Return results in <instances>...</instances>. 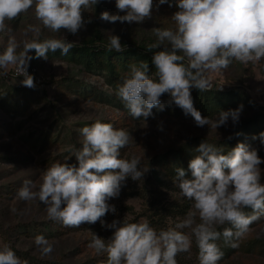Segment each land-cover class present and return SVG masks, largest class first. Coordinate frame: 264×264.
Listing matches in <instances>:
<instances>
[{"label":"clouds","instance_id":"9594fccd","mask_svg":"<svg viewBox=\"0 0 264 264\" xmlns=\"http://www.w3.org/2000/svg\"><path fill=\"white\" fill-rule=\"evenodd\" d=\"M99 3L101 0H0V33L11 31L7 21L34 10L44 29L75 35L93 22L91 16L85 19V13L96 11ZM165 4L178 9L171 17L175 27L153 29L157 42L150 47L161 49L151 58L154 74L150 75L146 63L130 65L117 89L125 109L132 118L147 121L155 118L153 109L165 110L161 98L167 94V106L179 107L200 127L218 129L229 120L237 124L243 105L221 110L212 120L195 107L192 90H209L210 73L227 69L233 61L247 64L264 60V0H115L117 14L105 11L100 19L143 24L152 18L154 9ZM31 30L41 33L38 26ZM75 44L62 35L24 41L21 47L10 36L7 47L0 51V73L15 66L17 76L23 78L20 83L32 88L35 78L29 73L30 52L35 50L37 58L47 59L49 52L57 50L67 55ZM108 50H124L120 36L108 37ZM158 128L163 131V124ZM79 132L82 147L69 145L66 149L76 163L68 162L72 156L66 162L53 163L43 171L38 190H34L35 182L25 180L17 196L24 201L38 199L46 206L48 217L65 226L78 228L83 223L99 222L114 230L108 239L92 232L88 244L97 253L107 254V264H178V255L190 253L194 243L199 264H219L224 253L217 242L223 239L225 244L238 247L237 241L264 216V157L260 149L241 142L225 153L205 140L195 150L198 155L190 160L187 170L174 169L173 183L191 202V208L173 227L157 229L146 218L130 222L128 214L109 223L106 215L117 213L109 201L120 197L129 179L144 181L149 169L141 166L138 157L121 156V149L134 139L127 130L96 120ZM253 139L264 145V132ZM245 209H251L252 214H246ZM41 242L48 243L38 237L37 243ZM51 251L50 244L43 248L44 254ZM0 264L27 261L4 246L0 247Z\"/></svg>","mask_w":264,"mask_h":264},{"label":"rangeland","instance_id":"374dc122","mask_svg":"<svg viewBox=\"0 0 264 264\" xmlns=\"http://www.w3.org/2000/svg\"><path fill=\"white\" fill-rule=\"evenodd\" d=\"M107 5L105 11L117 14L115 0H110ZM160 10L154 9L152 18L143 24L103 20L104 37L108 39L112 34L118 35L122 44L132 41L137 44L156 43L154 28L175 27L160 20ZM95 12L93 9L85 13V19L91 16L93 22L73 35L67 30L52 33L44 29L34 10H29L7 21L11 31L0 33V51L7 47L10 36H14L21 47L24 41L52 36L61 38L62 35L75 42V46L81 45L83 39L95 32ZM32 26L40 27L41 33H34ZM32 51V69L40 75L46 89L15 91L25 88L19 78L10 75L13 66L6 73H0V247L13 248L27 264H107V254L97 253L88 244L93 233L108 239L114 230L103 228L99 222L83 223L78 228H60L62 222L50 219L46 206L38 199L24 201L17 196L25 180L35 182L34 190H38L43 171L53 163L66 162L72 156L66 150L69 145L82 147L83 137L79 129L96 120L112 125L118 123L115 128L131 133L134 139L121 149V156L127 159L138 157L141 166L149 169L144 181L129 179L120 197L109 201L117 208L116 214L109 213L104 218L109 223L113 219L123 220L128 214L130 222L146 218L157 229L168 228L190 210L191 202L173 183L168 169H162L161 180L152 177V163L156 158L165 157L168 165L176 154L186 152L189 156L197 149V145L193 144L197 141L201 144L205 140L214 145L218 142L231 145L230 140L234 144L248 143L259 148L260 156L264 157V145L253 139L264 132V60L247 64L233 61L227 69L210 73L209 90L236 91L243 98H248L243 104L231 108L243 105L239 122H248L257 115H263V122L256 131L242 136L236 130L238 123L233 124L231 120L218 129L208 125L200 127L193 117L186 116L184 112H157L155 118H148L147 121L134 119L121 111L118 104L117 89L128 72H120L111 81L106 71H86L83 65L71 60V52L67 55L60 54L59 50L49 52L45 59L37 58ZM218 114L212 110L205 117L216 120ZM161 123L163 131L158 128ZM68 162L76 163L75 157L72 156ZM261 167L264 168V164ZM38 237H43L48 243H37ZM217 243L224 253L219 264H264V218L250 226V231L237 241L238 247L225 244L223 239ZM248 243L257 246L248 251L245 247ZM48 244L52 246V251L44 254L43 248ZM177 260L178 264H199L195 243L190 253L179 254Z\"/></svg>","mask_w":264,"mask_h":264},{"label":"trees","instance_id":"16d2710c","mask_svg":"<svg viewBox=\"0 0 264 264\" xmlns=\"http://www.w3.org/2000/svg\"><path fill=\"white\" fill-rule=\"evenodd\" d=\"M110 0H101V3H99L96 7V12L94 14V20H95V32L85 39H83V42L81 45L74 46L69 52L72 53L71 60H74L75 63L81 64L84 66L85 70L88 72H95L96 70L106 71L108 73L109 78L113 79V77H116L120 72L125 73L129 72L130 65H139L141 62L146 63L149 65V72L150 75L155 73V67L151 63L152 55L161 50L160 48H151L150 45L154 44L155 42L149 41V42H141L140 43H134L133 41L128 44L124 45V50L121 52H116L115 50L109 51L108 50V39L104 37L103 34V20L100 19V13L105 12L108 8V2ZM160 13L159 18L161 21L175 25V22L172 20V15L178 10L176 7H169L167 4L160 7ZM165 28V27H163ZM143 40V39H142ZM32 53H35V50L32 51ZM51 54V53H50ZM61 54V53H60ZM30 68H33V62L30 61ZM18 88L15 89V91H26V92H32L35 91V89L28 90V89H22ZM99 94V93H97ZM192 95L194 98L195 107L201 112L203 116H207L212 110L217 111V113H220L221 110H229L233 108L236 105L243 104L244 101H248V98H243L241 94H239L236 91H212V90H206V91H200L198 89L192 90ZM162 101L165 102V110L162 112L164 113H170V112H183L182 109L179 107H176L175 105H172L171 107L167 106V101L170 99V97L167 94H164L162 96ZM119 108L121 111L125 112L127 115L128 112L125 109L122 101L120 100ZM154 114H156L158 111L156 109H153ZM161 114V115H162ZM130 116V115H129ZM152 118V117H149ZM263 115H257L255 118L251 119L248 122H243L246 124H243L241 122H238V125L236 126V130L239 131V133L242 136H247L251 132L256 131L258 126L261 125ZM143 119V118H141ZM114 127L119 126L118 123H114ZM199 142L193 144L197 145L196 147H199ZM230 144L228 143H217V147H222L226 152L230 151L232 148H234L237 144H234L232 140H230ZM189 148V147H187ZM196 150V149H195ZM192 151V153L188 156L187 153H180L176 154L171 160V163L167 165L169 162L168 159L165 157L156 158L155 161L152 163V177L157 180L162 179V169L165 168L168 169L172 174L170 177L173 179L175 176L174 169L177 167H182L184 164H189L190 160L195 157V155H198L196 151ZM185 170L188 169V165L183 167ZM246 214L251 215L252 210L251 209H245ZM264 218V216H261L260 219ZM62 225V226H61ZM60 228H67L68 226L63 225V223H60ZM224 227H231V225H226ZM257 246L253 243H248L245 245L246 249L248 251L252 250L253 247Z\"/></svg>","mask_w":264,"mask_h":264},{"label":"built area","instance_id":"2783aa9c","mask_svg":"<svg viewBox=\"0 0 264 264\" xmlns=\"http://www.w3.org/2000/svg\"><path fill=\"white\" fill-rule=\"evenodd\" d=\"M29 73L32 74L34 76V83H35V86L32 87V88H29V87H26V86H23L25 89H28V90H32V89H46V85L44 83V81L42 80V78L40 77L39 74H37V72L30 68L29 67ZM10 75L13 77V78H19L20 80H22L23 78L22 77H18L17 74H16V68L15 66L12 67L11 71H10Z\"/></svg>","mask_w":264,"mask_h":264}]
</instances>
